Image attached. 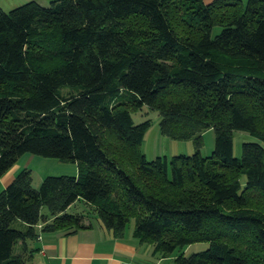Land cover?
Here are the masks:
<instances>
[{
  "label": "trees",
  "instance_id": "1",
  "mask_svg": "<svg viewBox=\"0 0 264 264\" xmlns=\"http://www.w3.org/2000/svg\"><path fill=\"white\" fill-rule=\"evenodd\" d=\"M143 106L195 152L148 161L150 121L131 117ZM234 131L259 142L236 157ZM26 153L79 171L35 188L25 168L0 191V264H32L30 242L88 228L85 216L117 238L133 219V237L174 264H264V0L0 8V178ZM76 202L86 209L68 212Z\"/></svg>",
  "mask_w": 264,
  "mask_h": 264
},
{
  "label": "crops",
  "instance_id": "2",
  "mask_svg": "<svg viewBox=\"0 0 264 264\" xmlns=\"http://www.w3.org/2000/svg\"><path fill=\"white\" fill-rule=\"evenodd\" d=\"M23 1H35L46 6L52 0ZM17 173V169H11L0 178L1 190L12 182ZM85 223L91 226L70 235L41 233L30 242L37 249L32 264H164L168 260L152 256V247L135 239L133 228L126 230L122 238H117L95 218L85 216Z\"/></svg>",
  "mask_w": 264,
  "mask_h": 264
},
{
  "label": "rangeland",
  "instance_id": "3",
  "mask_svg": "<svg viewBox=\"0 0 264 264\" xmlns=\"http://www.w3.org/2000/svg\"><path fill=\"white\" fill-rule=\"evenodd\" d=\"M205 3L213 0H203ZM246 3L247 0H242ZM23 0H0V8L5 12L22 5ZM50 2L48 3V5ZM220 28L216 27L213 34L219 32ZM131 117L134 124H140L146 120L150 121V126L147 129L144 139L140 145V152L145 156L148 161L154 160L156 157L166 156L167 159L177 155H191L195 152V146L192 140H175L164 136L160 132V116L158 112L150 110L147 106L141 107L139 110L131 111ZM203 146L201 148L202 156L206 157L211 154L215 143V133L213 129L206 130L203 134ZM234 155L240 157L241 144L243 142H259L256 138L252 137L246 132L234 131ZM31 171L33 186L39 188L42 180L47 176L59 175H75L79 171L78 164L65 162L54 158H45L38 155L29 153L24 154L14 164L11 169H17L20 172L23 169ZM10 169V170H11ZM1 190V186H0ZM86 207L81 202H76L72 205L68 212L75 213L84 211ZM14 226H17L14 224ZM18 227V226H17ZM133 228V219L130 220L127 229ZM207 247L206 243H197L191 245L184 250V255L189 256L193 252L204 250ZM164 264H174V258L169 257Z\"/></svg>",
  "mask_w": 264,
  "mask_h": 264
},
{
  "label": "built area",
  "instance_id": "4",
  "mask_svg": "<svg viewBox=\"0 0 264 264\" xmlns=\"http://www.w3.org/2000/svg\"><path fill=\"white\" fill-rule=\"evenodd\" d=\"M42 264H48V263H42Z\"/></svg>",
  "mask_w": 264,
  "mask_h": 264
}]
</instances>
